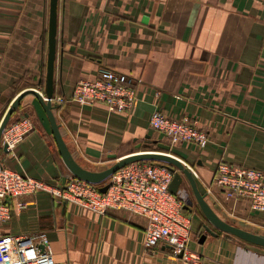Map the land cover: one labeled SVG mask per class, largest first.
Masks as SVG:
<instances>
[{
    "label": "crops",
    "instance_id": "crops-1",
    "mask_svg": "<svg viewBox=\"0 0 264 264\" xmlns=\"http://www.w3.org/2000/svg\"><path fill=\"white\" fill-rule=\"evenodd\" d=\"M49 20L50 0H0V114L35 90L16 89L28 75L45 85ZM101 67L140 81L138 98L124 114L73 101L59 106L54 114L75 160L104 171L115 163L111 155L123 159L143 152L148 141H164L150 126L155 110L189 116L210 144L173 152L193 167L202 193L211 188L207 201L222 219L263 234L250 218L264 221V215L252 213L247 200H227L212 182L220 163L264 173V0H59L54 96L71 99L77 83L94 79ZM23 118L33 131L11 152L0 146V161L63 187L71 174L33 95L11 122ZM21 201L24 210L10 203L11 219L0 223V236L46 234L56 264H180L168 248L145 249L144 218L124 211L102 216L43 191ZM187 216L190 247L203 264H264V248L209 224L218 234L212 237L200 218Z\"/></svg>",
    "mask_w": 264,
    "mask_h": 264
},
{
    "label": "built area",
    "instance_id": "built-area-1",
    "mask_svg": "<svg viewBox=\"0 0 264 264\" xmlns=\"http://www.w3.org/2000/svg\"><path fill=\"white\" fill-rule=\"evenodd\" d=\"M139 84L140 81L129 75L101 67L94 79L77 83L71 99L54 97L52 102L59 106L69 101L80 106L103 105L110 113L124 114L133 109ZM36 91L43 95L42 91ZM150 126L172 149L178 146L206 148L210 144L208 134L189 116L174 118L155 110ZM32 131L33 125L27 118L11 123L2 135L0 146H7L11 152ZM184 164L197 178L194 170ZM174 176L175 172L163 163L142 161L120 169L105 184H91L69 176L65 185L59 187L13 171L0 161V223L11 219V202H17V208L24 210L26 204L22 198L43 191L102 216L112 211H124L144 218L147 220V251L155 252L162 246L170 249L180 264H203L201 255L190 247L192 221L184 213L185 201L170 192ZM106 184L110 187L102 193L100 188ZM212 185L223 192L227 200H247L254 212L264 214L263 172L220 163ZM211 193L210 188L206 194ZM0 264L56 262L46 234L8 235L0 236Z\"/></svg>",
    "mask_w": 264,
    "mask_h": 264
},
{
    "label": "water",
    "instance_id": "water-1",
    "mask_svg": "<svg viewBox=\"0 0 264 264\" xmlns=\"http://www.w3.org/2000/svg\"><path fill=\"white\" fill-rule=\"evenodd\" d=\"M58 8H59V0H50V20H49V31H48V59H47V72L45 79V90L43 92V96L40 92L36 90H27L17 96L11 105L9 106L7 112L5 113L3 119L0 123V141L2 135L7 128L8 124L11 121L12 116L18 111L21 106V103L24 98L29 95H33L44 112L46 113L51 129L52 134L54 136L59 154L69 170L71 176L77 177L81 180H84L91 184H105L109 178L115 174L120 169L135 163L142 161H151L157 163L165 164L171 171L175 172V176L173 182L170 186V192L179 196L182 200L187 201L189 195L186 189L183 188L185 182H187L191 188L193 196L199 206L200 211L202 212L205 219L208 223L217 231L226 233L228 235L234 236L237 239L246 242L248 244L264 248V235L257 234L251 231H248L244 228V225L237 226L236 224L229 223L222 219L213 207L207 201V194L202 193L196 177L194 173L186 167L184 161L174 154H172L171 146L163 143L156 142L158 145L159 151H143V152H135L126 157L117 158L116 155H111L110 158L115 161V163L109 167L108 169L100 172L90 171L83 168L74 158L72 152L67 146L61 131L60 125L56 120V116L54 111L59 109V105H56L52 102L54 99V91H55V66H56V58H57V35H58ZM3 151L8 152L7 146H3ZM110 185L106 184L100 188L102 193H106L109 189ZM192 203H190L191 206ZM189 205H185L184 209L187 211H191V207ZM205 230L212 237H217L218 234L209 226L204 225ZM206 235L202 236L200 241L201 244L206 240ZM182 257V255H180Z\"/></svg>",
    "mask_w": 264,
    "mask_h": 264
},
{
    "label": "rangeland",
    "instance_id": "rangeland-1",
    "mask_svg": "<svg viewBox=\"0 0 264 264\" xmlns=\"http://www.w3.org/2000/svg\"><path fill=\"white\" fill-rule=\"evenodd\" d=\"M35 90H38V89H35ZM12 120V119H11ZM11 123H13V122H11L10 121V123L8 124V125H10ZM159 142H161V141H159ZM145 146V145H144ZM143 147V146H142ZM174 149H176V148H174ZM174 149H172V154H174L175 156H177L178 158H180L181 159V157L178 155V153L177 152H173V150ZM183 160V159H182ZM185 162V161H184ZM185 163H187V162H185ZM188 165H189V163H187ZM191 168H193L191 165H189ZM183 188L184 189H186V191H187V193H188V195H189V198L187 199V201H185V205H189L190 206V203H192L191 204V211H187V210H184L185 212H187L186 214L187 215H193V214H195L198 218H200L201 220H202V222H203V225H209V223H208V221L205 219V217L203 216V214H202V212L200 211V209H199V206H198V204H197V202H196V200H195V198H194V196H193V193H192V191H191V188H190V186H189V184H187V182H185V184L183 185ZM49 194V193H48ZM51 195V194H50ZM52 197H54L53 195H52ZM252 213H254V211L252 212ZM254 214H259V213H254ZM260 215H264V214H260ZM250 220H252L254 223H256V224H258V225H260V227H262L263 229H258V228H256L255 229V231H258V232H261V233H263V235H264V221H262V220H259V219H256V218H250ZM251 228V227H250ZM253 229V228H252ZM193 232L191 233V239H193ZM193 241V240H192ZM192 241H191V243H192Z\"/></svg>",
    "mask_w": 264,
    "mask_h": 264
},
{
    "label": "trees",
    "instance_id": "trees-1",
    "mask_svg": "<svg viewBox=\"0 0 264 264\" xmlns=\"http://www.w3.org/2000/svg\"><path fill=\"white\" fill-rule=\"evenodd\" d=\"M25 86H26V88H29V89H31V88L32 89H34V88L37 89V88L41 87L42 90H45V85L43 83L41 85H38V78H37L36 75H28L26 79H24L23 81H21L19 83V85H18V87L16 89L20 91L21 88L25 87ZM5 110L6 109H4L2 111V113L0 114V122H1V120L3 118V116L5 115V113H4V112H6ZM139 151H159V149H158V145H157V143L155 141L154 142L153 141H148L147 145L143 146L141 148V150H139Z\"/></svg>",
    "mask_w": 264,
    "mask_h": 264
}]
</instances>
